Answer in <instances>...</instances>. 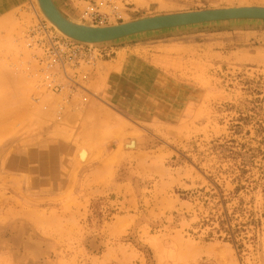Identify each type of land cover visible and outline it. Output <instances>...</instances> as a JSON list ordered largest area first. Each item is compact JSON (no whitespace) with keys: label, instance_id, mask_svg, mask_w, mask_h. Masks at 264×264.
Instances as JSON below:
<instances>
[{"label":"rangeland","instance_id":"1","mask_svg":"<svg viewBox=\"0 0 264 264\" xmlns=\"http://www.w3.org/2000/svg\"><path fill=\"white\" fill-rule=\"evenodd\" d=\"M32 1L0 0V264H264V21L141 40L124 115L113 43L92 65L48 61L34 31L60 34ZM53 1L94 26L264 6Z\"/></svg>","mask_w":264,"mask_h":264},{"label":"water","instance_id":"2","mask_svg":"<svg viewBox=\"0 0 264 264\" xmlns=\"http://www.w3.org/2000/svg\"><path fill=\"white\" fill-rule=\"evenodd\" d=\"M37 2L49 22L72 41L83 45H110L122 41L120 39L136 35L215 23L264 21V6L246 5L170 13L108 27H90L67 19L52 0H37Z\"/></svg>","mask_w":264,"mask_h":264},{"label":"crops","instance_id":"3","mask_svg":"<svg viewBox=\"0 0 264 264\" xmlns=\"http://www.w3.org/2000/svg\"><path fill=\"white\" fill-rule=\"evenodd\" d=\"M193 28L194 27L178 28V29L168 30L165 32H153L154 34L150 33V34H142L139 36L137 35V36L125 38L128 40H122L120 42L110 45V47H113L114 55L110 60L106 61L107 63H110L111 69L109 70L106 69L104 73H106V80L108 82L107 96L109 97L110 100H112L115 110H117L118 112L124 115H129V111L130 112L132 111L133 106L131 102H128L126 100L125 95L119 94V91L122 88H124L125 83L129 84V86H133L134 83L136 84L137 82L138 74L133 75V72L135 71V69H133V66H135V64L137 63V58L134 57H136L137 55L136 53L138 51H142L145 47L143 43H140V41L145 38H148L149 43H153V41L150 40H153V38L158 37V35L162 33H168L171 31L178 32ZM131 42H136V43L132 44ZM118 54L119 56L122 55L121 60H119V63L117 57ZM115 63L119 65H116ZM143 65L146 64L143 62ZM144 67L145 69H147L146 66Z\"/></svg>","mask_w":264,"mask_h":264},{"label":"built area","instance_id":"4","mask_svg":"<svg viewBox=\"0 0 264 264\" xmlns=\"http://www.w3.org/2000/svg\"><path fill=\"white\" fill-rule=\"evenodd\" d=\"M39 33L38 37L40 38L35 41V45L42 51L48 61L55 62L58 60L62 64L68 63L69 65L80 63L92 65L98 57L106 54L104 50L59 37L46 24L41 23L38 25L37 32L34 31V35Z\"/></svg>","mask_w":264,"mask_h":264},{"label":"bare ground","instance_id":"5","mask_svg":"<svg viewBox=\"0 0 264 264\" xmlns=\"http://www.w3.org/2000/svg\"><path fill=\"white\" fill-rule=\"evenodd\" d=\"M34 1V0H33ZM32 1V2H33ZM53 1V0H52ZM54 2V1H53ZM36 3H37V6H38V11H39V13L42 15V17L44 18V19H46L47 20V18L44 16V14L42 13V11H41V9L39 8V5H38V2H37V0H36ZM54 4H55V2H54ZM56 5V4H55ZM57 6V5H56ZM248 6H250V5H248ZM35 8V7H34ZM58 8V7H57ZM36 9H37V7H36ZM59 9V8H58ZM39 14V15H40ZM65 16V15H64ZM66 17V16H65ZM67 18V17H66ZM67 19H69V18H67ZM70 20V19H69ZM48 21V20H47ZM72 21V20H71ZM72 22H74V21H72ZM130 22V21H129ZM48 23L60 34V35H62V36H60V35H58L59 37H63V38H65V39H67V40H69V41H72V39H70V38H68L67 36H65L64 34H62L51 22H49L48 21ZM75 23H77V22H75ZM80 24V23H79ZM83 25H85V24H83ZM118 25V24H117ZM87 26H90V27H108V26H94V25H87ZM111 26H113V25H111ZM54 32V31H53ZM162 32V31H161ZM146 34H150V33H146ZM137 36V35H136ZM127 38H129V37H127ZM123 39H125V38H123ZM123 39H120V40H123ZM119 40V41H120ZM72 42H75V41H72ZM76 43V42H75ZM80 44V43H79ZM98 45H101V44H89L88 46H90V47H93V48H95L94 46H98ZM96 49V48H95ZM133 141V140H132ZM132 141H131V144H133L132 143ZM130 143H127V145H129ZM134 146H136L135 144H134ZM130 147V146H129ZM78 153H79V156H80V158L82 159V160H84L85 159V157H86V153H85V151L80 147V149H79V151H78Z\"/></svg>","mask_w":264,"mask_h":264}]
</instances>
